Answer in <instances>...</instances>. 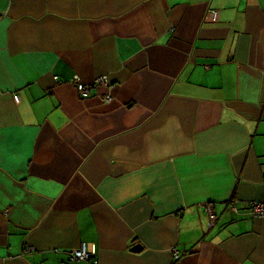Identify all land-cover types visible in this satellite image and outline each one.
I'll return each instance as SVG.
<instances>
[{"label":"crops","instance_id":"crops-1","mask_svg":"<svg viewBox=\"0 0 264 264\" xmlns=\"http://www.w3.org/2000/svg\"><path fill=\"white\" fill-rule=\"evenodd\" d=\"M260 201L264 0H0V264H264Z\"/></svg>","mask_w":264,"mask_h":264},{"label":"built area","instance_id":"built-area-1","mask_svg":"<svg viewBox=\"0 0 264 264\" xmlns=\"http://www.w3.org/2000/svg\"><path fill=\"white\" fill-rule=\"evenodd\" d=\"M217 11H214L212 13V20L215 21L217 19ZM110 82L107 76H101L100 78L96 79L93 83H84L80 79H76L75 87L77 90V93L80 98L82 99H89V97L93 94V90L97 87L103 86V87H110ZM107 101H111L110 96H106ZM232 211H236V205L234 203V206H232ZM209 217H210V224L213 226L215 221V214L212 212L211 208H208ZM247 214L251 215L253 218H264V201L260 202H251L249 206L247 207ZM96 249L93 247L89 250L88 245L86 243H83L82 246L79 248L73 249L72 252L69 254V259L64 264H78L80 262H83L84 260H89L91 258H94L96 255ZM176 257L179 258V253H176Z\"/></svg>","mask_w":264,"mask_h":264},{"label":"water","instance_id":"water-1","mask_svg":"<svg viewBox=\"0 0 264 264\" xmlns=\"http://www.w3.org/2000/svg\"><path fill=\"white\" fill-rule=\"evenodd\" d=\"M134 250H137V251H138V250H139V248H138V247H135V248H134Z\"/></svg>","mask_w":264,"mask_h":264}]
</instances>
